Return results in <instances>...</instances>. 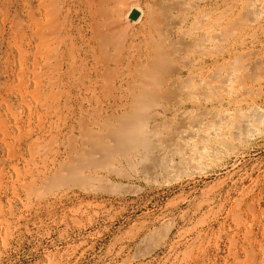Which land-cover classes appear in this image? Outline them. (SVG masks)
Returning <instances> with one entry per match:
<instances>
[{
  "label": "rangeland",
  "instance_id": "1",
  "mask_svg": "<svg viewBox=\"0 0 264 264\" xmlns=\"http://www.w3.org/2000/svg\"><path fill=\"white\" fill-rule=\"evenodd\" d=\"M133 6L137 23L126 17ZM263 55L264 0H0V264H264ZM186 66L232 74L241 89L195 103L188 78L163 84ZM141 72L165 92L139 97ZM132 121L152 126L149 152L120 135ZM219 121L235 139L214 137Z\"/></svg>",
  "mask_w": 264,
  "mask_h": 264
},
{
  "label": "bare ground",
  "instance_id": "2",
  "mask_svg": "<svg viewBox=\"0 0 264 264\" xmlns=\"http://www.w3.org/2000/svg\"><path fill=\"white\" fill-rule=\"evenodd\" d=\"M81 1V0H80ZM87 1H89V0H87ZM120 1V0H119ZM203 1V0H202ZM224 1V0H223ZM248 1V0H247ZM114 2H115V0H114ZM260 2V1H259ZM118 3V2H117ZM218 3V2H217ZM251 3V2H250ZM205 4V3H204ZM225 4V3H224ZM249 4V3H248ZM117 5V4H116ZM120 5H121V3H120ZM120 5H119V8H120ZM122 6V5H121ZM199 6V5H198ZM218 6V5H217ZM221 6V5H220ZM257 6V5H256ZM114 7V6H113ZM201 7V6H200ZM207 7H209V6H207ZM259 7H261V5L259 6ZM116 8H117V10H116ZM119 8H118V6H116L115 8H114V12L112 11V13H115V10L116 11H119ZM164 8V7H163ZM166 8V7H165ZM177 9V8H176ZM175 9V10H176ZM251 9H253V8H251ZM258 9H260V8H258ZM133 10H137V11H139L140 13H141V16H140V18L138 19V20H136L135 22L137 23V22H139L142 18V11H141V9H140V7L139 8H137V7H134L133 6V8L132 9H130L129 11L127 10L126 11V17H129V15H130V13L133 11ZM152 10V9H151ZM243 10V9H242ZM202 12V11H201ZM223 12V11H222ZM254 12V11H253ZM197 13V12H196ZM215 13V12H214ZM250 13V12H249ZM199 14V13H198ZM259 14H261V13H259ZM123 15V14H122ZM121 15V16H122ZM190 15V14H189ZM203 15V14H202ZM211 16V15H210ZM250 16V15H249ZM248 16V17H249ZM223 17V16H222ZM195 18V17H194ZM193 18V19H194ZM197 19V18H196ZM203 19H205V18H203ZM222 19V18H221ZM248 19V18H247ZM246 19V20H247ZM201 20H202V18H201ZM206 20V19H205ZM258 20V19H257ZM87 21H89V20H87ZM86 21V22H87ZM220 21V20H219ZM222 21H223V19H222ZM235 21V20H234ZM240 21V20H239ZM238 21V22H239ZM241 21H242V19H241ZM85 22V21H84ZM115 22V21H114ZM113 22V23H114ZM134 22V23H135ZM164 22V21H163ZM185 22V21H184ZM191 22H193V20L191 21ZM215 22V21H214ZM236 22V21H235ZM237 22V23H238ZM255 22H256V20H255ZM188 23V22H187ZM245 23H247L246 21H245ZM249 23V22H248ZM260 24L262 23V22H259ZM258 23V25H260ZM111 24V23H110ZM120 25H121V23H119ZM196 24V23H195ZM198 24V23H197ZM210 25L212 24V23H209ZM220 24H221V21H220ZM250 24H251V22H250ZM113 25V24H112ZM115 26L116 25H118V24H114ZM152 25H154V23L152 24ZM151 25V26H152ZM166 25V24H165ZM183 25V24H182ZM181 25V26H182ZM187 25V24H186ZM242 25V24H241ZM257 25V26H258ZM108 26H110L109 24H108ZM115 26H113V27H115ZM180 26V27H181ZM185 26V25H184ZM211 26H213V25H211ZM215 26V25H214ZM234 26V25H233ZM256 26V25H255ZM256 26V27H257ZM90 27V26H89ZM91 27H93V26H91ZM97 27V26H96ZM143 27V26H142ZM156 27V26H155ZM162 27V26H161ZM186 27V26H185ZM208 27V26H207ZM221 27V26H220ZM242 27V26H241ZM246 27V26H245ZM248 27V26H247ZM107 28V27H106ZM119 29H121V27H118ZM150 28V27H149ZM195 28V27H194ZM203 28V27H202ZM204 28H206V27H204ZM250 28H252V27H250ZM90 29V28H89ZM94 29V28H93ZM96 29V28H95ZM113 29V28H112ZM117 28H114L113 30H116ZM119 29H117V30H119ZM126 29V28H125ZM124 29V30H125ZM145 29V28H144ZM156 29H158V27L156 28ZM182 29V28H181ZM180 29V30H181ZM222 28H219V30L220 31H222L221 30ZM226 28H224V30H225ZM253 29V28H252ZM254 29H258V28H254ZM98 30V29H97ZM97 30H95V31H97ZM106 30V29H105ZM115 31L114 33H116V32H118V31ZM150 31H152L151 29H149ZM193 30V29H192ZM202 30V29H201ZM212 30V29H211ZM216 30V29H215ZM243 30V29H242ZM81 31V30H80ZM120 31V30H119ZM123 31V30H122ZM121 31V34L122 35H120V37L121 36H123V33H125V35L127 34L126 32H122ZM128 31V30H127ZM142 31H144V30H142ZM141 31V32H142ZM146 31V30H145ZM208 31H210L209 29H208ZM207 31V32H208ZM230 31V30H229ZM97 32H99V31H97ZM108 32H111V30H109ZM149 32V31H148ZM160 30H159V32H158V34H159V36L160 35H162V34H160ZM166 32V31H165ZM182 32V31H181ZM203 32V31H202ZM217 32V31H216ZM232 32H234V31H232ZM246 32V31H245ZM254 32H255V30H254ZM210 33H211V31H210ZM209 33V34H210ZM143 34V33H142ZM147 34V33H146ZM150 34V33H149ZM170 34V33H169ZM182 34V33H181ZM184 34V33H183ZM186 34V33H185ZM200 34H202V33H200ZM212 34H214V33H212ZM233 34V33H232ZM256 34V33H255ZM104 35H105V33H104ZM113 35V34H112ZM143 35H145V34H143ZM153 35V34H152ZM178 35H180V34H178ZM208 35V34H207ZM206 35V36H207ZM229 35V34H228ZM236 35V34H235ZM238 35H241V34H238ZM237 35V36H238ZM257 35V34H256ZM108 36V35H107ZM114 36H115V34H114ZM113 36V37H114ZM118 36V35H117ZM131 36V35H130ZM140 36V35H139ZM146 36V35H145ZM206 36H204V37H206ZM216 36H218V37H220L218 34L216 35ZM244 36V35H243ZM246 36V35H245ZM255 36V35H254ZM96 37V36H95ZM109 37V36H108ZM116 37V36H115ZM134 37V36H133ZM162 37H164V36H162ZM168 37V36H167ZM179 37V36H178ZM177 37V38H178ZM181 37V36H180ZM197 37H198V35H197ZM212 37V36H211ZM227 36H225L224 37V35H223V38H226ZM231 37H232V35H231ZM84 38V37H83ZM104 38H106V37H104ZM112 38V37H111ZM123 38V37H122ZM131 38H132V36H131ZM143 38V37H142ZM209 38V37H208ZM220 38H222V37H220ZM222 38V39H223ZM239 38V37H238ZM95 39V38H94ZM109 39V38H108ZM114 38H112L111 40H113ZM118 39V38H117ZM130 39V38H129ZM158 39V38H157ZM169 39V38H168ZM200 39V38H199ZM122 40V39H121ZM120 40V41H121ZM124 40V39H123ZM126 40V39H125ZM124 40V41H125ZM140 40H141V38H140ZM149 40V39H148ZM185 40V39H184ZM235 40H237L236 38H235ZM234 40V41H235ZM239 40V39H238ZM242 40V39H241ZM244 40V39H243ZM255 40V39H254ZM117 41V40H116ZM135 41V43H136V40H134ZM149 41H151V40H149ZM175 41V40H174ZM179 41V40H178ZM186 41V40H185ZM207 41H210L209 39H207ZM233 41V40H232ZM110 42H112V41H110ZM113 42H114V40H113ZM112 42V43H113ZM122 43H124L123 41H121ZM121 42H119V43H121ZM138 42V41H137ZM258 42V41H257ZM260 42V41H259ZM108 43V42H107ZM134 43V42H133ZM132 43V44H133ZM138 43H140V41L138 42ZM153 43V42H152ZM152 43H150V46H152L153 44ZM155 43H156V40H155ZM165 43V42H164ZM168 43V42H167ZM174 43H176V42H174ZM180 43V42H179ZM218 43V42H217ZM233 43H235V42H233ZM237 43V42H236ZM240 43H242V45L244 44V42L243 41H240ZM256 43V42H255ZM261 43V42H260ZM87 44V43H86ZM152 44V45H151ZM158 44V43H157ZM171 44V43H170ZM188 44V43H187ZM210 44V43H209ZM214 44H216V42L214 43ZM246 44V43H245ZM120 44H118L117 46H119ZM125 45V44H124ZM134 45V44H133ZM136 45V44H135ZM159 45V44H158ZM168 45V44H167ZM174 45V44H173ZM189 45V44H188ZM204 45V44H203ZM211 45V44H210ZM220 45V44H219ZM250 45V44H249ZM256 45V44H255ZM139 46V45H138ZM154 46H156L157 48H159L157 45H155L154 44ZM215 47H217V45H214ZM224 46V45H223ZM251 46V45H250ZM254 46V45H253ZM258 46V45H257ZM109 47V46H108ZM124 48V46H120V48ZM140 47V46H139ZM155 47V48H156ZM206 47V46H205ZM239 47V46H238ZM113 48V47H112ZM119 48V47H118ZM145 48V47H144ZM156 48V49H157ZM171 47H169V49H170ZM193 48H195V46L193 47ZM203 48V47H202ZM218 48V47H217ZM220 51L222 50V45L220 46ZM225 48V47H224ZM247 48V47H246ZM246 48L244 49V50H246ZM258 48H260V46L258 47ZM136 49V48H135ZM161 49H163V48H161ZM189 49V48H188ZM212 49H214V48H212ZM250 49V48H249ZM142 50V49H141ZM141 50H139L140 51V53L138 54V55H140L141 54ZM149 50V49H148ZM160 50V49H159ZM158 49L156 50V51H159ZM193 50V49H192ZM204 50V49H203ZM218 50V49H217ZM231 50V49H230ZM229 50V51H230ZM233 50H234V48H233ZM251 50V49H250ZM143 51V50H142ZM151 51H153V49L151 50ZM194 51H197L196 49H194ZM201 51V50H200ZM236 51H238V50H236ZM241 51V50H240ZM249 51V50H248ZM259 51V50H258ZM161 52H162V50H161ZM163 52H165V51H163ZM189 51H187L186 53H188ZM205 52V51H204ZM234 52V51H233ZM241 52H244V51H241ZM253 52V51H252ZM189 53H191V52H189ZM199 53V52H198ZM222 53H224V52H222ZM256 53V52H255ZM260 53H262V52H260ZM169 54H170V52H169ZM171 54L173 55V52H171ZM181 54V53H180ZM183 54V53H182ZM221 54V53H220ZM219 54V55H220ZM135 54H133V56H134ZM168 55V54H167ZM184 55V54H183ZM188 55V54H187ZM208 55V54H207ZM233 55H235V54H233ZM243 55V54H242ZM260 55H262V54H260ZM94 56V55H93ZM133 56H131L130 58H132ZM145 56V55H144ZM144 56H142V57H144ZM151 56V55H150ZM155 56V55H154ZM157 56H159L160 57V54L158 55L157 54ZM162 56H163V54H162ZM178 56V55H177ZM182 56V55H181ZM191 56V55H190ZM237 56H239V55H237ZM236 56V57H237ZM264 56V55H263ZM169 57L171 58V57H173V56H170L169 55ZM193 57V56H192ZM258 57H261V56H258ZM174 58V57H173ZM182 58V57H181ZM185 58V57H184ZM208 58V57H207ZM213 58V57H212ZM235 58V57H234ZM256 58H257V56H256ZM140 59V58H139ZM160 59V58H159ZM164 59V58H163ZM186 59H188V58H186ZM204 59V58H203ZM224 59H226V58H224ZM236 59V58H235ZM238 59V58H237ZM236 59V60H237ZM241 59H243V58H241ZM259 58H257V60H258ZM261 59V58H260ZM169 60V59H168ZM189 60L190 59H188L187 61L189 62ZM214 60H215V58H214ZM228 60H230V58H228L227 59V61ZM232 60H234L233 58H232ZM264 60V59H263ZM136 61V60H135ZM150 61V60H149ZM162 61H165V60H161L160 61V63H162ZM218 61V60H217ZM225 61V60H224ZM235 61V60H234ZM130 62V59H129V61H128V63ZM152 62L154 63V61L152 60ZM167 62V61H166ZM183 62H185V61H183ZM193 62V61H192ZM196 62H198V61H196ZM202 62H203V60H202ZM207 62V61H206ZM229 62V61H228ZM227 62V63H228ZM230 62L232 63V61L230 60ZM236 62H238V61H236ZM236 62L235 63H233V65L232 66H234L235 64H236ZM147 63V62H146ZM155 63H157V62H155ZM186 63V62H185ZM190 63V62H189ZM211 63H213V62H211ZM231 63H229V65L231 64ZM106 64V63H105ZM138 64V63H137ZM149 64H151V63H149ZM183 64V63H182ZM196 64V63H195ZM220 64V63H219ZM218 64V65H219ZM221 64H223V63H221ZM117 65V64H116ZM130 65H131V63H130ZM129 64H128V66H130ZM148 65V64H147ZM179 65V64H178ZM184 65V64H183ZM189 66H191L190 64H188ZM187 65V66H188ZM201 65V64H200ZM214 65H216V64H214ZM217 65V66H218ZM228 65V64H227ZM140 66V65H139ZM165 66V65H164ZM187 66L186 67H182V68H180V70H178V72L176 71L175 73H177L176 75H174L173 77H171V78H169L165 83H163L164 84V86H167L168 88H170L171 89V87L173 88V87H175L176 85H178L182 80H185V79H187L188 78V80H190L189 81V83H187L188 85H186L185 84V87L187 88L188 87V90L190 91V89H189V87H190V85H191V89L192 88H194V93H195V95H197L196 97V100H195V103H200V104H202V103H206V102H211L212 100H214L213 99V97L211 96V95H208V94H206V92H208V91H210V92H212V93H215L216 91L217 92H219V91H226V93L228 92V91H233L232 89H234L235 87H234V82H235V76H233L232 74H228V76L227 77H225V78H223V79H221V75H219V73H218V76H209L208 74H206L203 70H201V69H197V66H196V69H193V70H188L189 68H187ZM205 66V65H204ZM246 66V65H245ZM260 66V65H259ZM84 67V66H83ZM131 67H132V65H131ZM155 67H160L159 65H157V66H155ZM179 67V66H178ZM207 67V66H206ZM213 67V66H212ZM215 67V66H214ZM229 67V66H228ZM235 67V66H234ZM242 67V66H241ZM255 67H257V66H255ZM129 68V67H128ZM173 68V67H172ZM202 68V67H201ZM236 68V67H235ZM246 68V67H245ZM109 69V68H108ZM134 69V68H133ZM163 69V68H162ZM191 69V68H190ZM210 69V68H209ZM208 69V70H209ZM214 69V68H213ZM216 69H218V68H216ZM225 69H226V67H225ZM242 69H243V67H242ZM137 70H140L139 69V67L137 68ZM136 70V71H137ZM146 70V69H145ZM154 70V69H153ZM157 70V69H156ZM230 70H231V68H230ZM133 71V70H132ZM148 71V70H147ZM168 71V70H167ZM226 71H227V69H226ZM120 72V71H119ZM131 72V71H130ZM150 72H152V71H150ZM156 72V71H155ZM166 72V71H165ZM208 72V71H207ZM212 72V71H211ZM214 72H216V70L214 69ZM213 72V73H214ZM219 72V71H218ZM231 72H233V71H231ZM230 72V73H231ZM239 72V71H238ZM243 72V71H242ZM142 73V74H141ZM140 74H138V75H136V76H134V78H135V81H136V85H138V87H140L141 88V94H140V96L139 97H142V98H144V97H149V96H152V94H155V90L157 89V87H159L160 85V83H159V79L157 80V78H156V76H154V77H152V75L150 74V73H147V72H141ZM143 73H146V74H143ZM153 73V72H152ZM168 73V72H167ZM172 73V72H171ZM184 73H187V75H185V77L183 76L184 75ZM217 73V72H216ZM260 73V72H259ZM124 74V73H123ZM210 74V73H209ZM212 74V73H211ZM210 74V75H211ZM129 75H130V73H129ZM132 75V74H131ZM151 77H150V76ZM153 75H155V74H153ZM166 75V74H165ZM170 75V74H169ZM215 75H217V74H215ZM224 75H227L226 73L224 74ZM127 76H128V74H127ZM163 76H164V74H163ZM251 75H247V78L249 77V78H251L250 77ZM108 77V76H107ZM162 77V76H161ZM169 77V76H168ZM183 77H184V79H183ZM220 77V78H219ZM237 77V76H236ZM244 78H245V76H243ZM109 78V77H108ZM248 78V79H249ZM259 78V77H258ZM110 79V78H109ZM119 79V78H118ZM164 79V78H163ZM131 80V79H130ZM165 80H166V78H165ZM187 80V81H188ZM259 80V79H258ZM260 80H261V78H260ZM134 81V82H135ZM247 81H249V80H247ZM120 82H122V81H120ZM125 82H126V80H125ZM242 82H243V80H242ZM249 82H251V81H249ZM257 82H259V81H257ZM260 82H262V80L260 81ZM186 83V82H185ZM239 83L241 84V82L239 81ZM246 83V82H245ZM244 83V84H245ZM130 84V83H129ZM183 84V83H182ZM250 85V84H249ZM259 85V84H258ZM129 86V85H128ZM180 86H182V85H180ZM237 86H238V83H237ZM242 86V85H241ZM245 87H247V85H244ZM243 86V87H244ZM251 86V85H250ZM263 86V85H262ZM119 87V86H118ZM133 87V86H132ZM131 86H130V88H132ZM162 88H163V86H161ZM161 87H159L160 89H161ZM184 87V88H185ZM195 87H196V91L197 92H195ZM257 87V86H256ZM256 87H254V88H256ZM114 88V87H113ZM117 88V87H116ZM129 88V87H128ZM158 88V89H159ZM166 88V87H165ZM164 88V89H165ZM177 88H178V86H177ZM181 88V87H180ZM182 88H183V86H182ZM185 88V89H186ZM249 88V87H248ZM251 88V87H250ZM249 88V91L251 90ZM252 88H253V86H252ZM261 88V87H260ZM90 89V88H89ZM169 89V90H170ZM184 89V90H185ZM236 89V88H235ZM241 89V88H240ZM240 89H238V90H240ZM243 89H246V88H243ZM257 89V88H256ZM119 90H120V87H119ZM129 90V89H128ZM137 90V89H136ZM162 90V89H161ZM161 90H160V92H161ZM184 90H183V93H184V95H185V92H187V90H185V92H184ZM237 90V89H236ZM237 90V91H238ZM262 90H264V89H260V91L259 92H261ZM122 91V90H121ZM163 91V90H162ZM188 91V92H189ZM192 91V92H193ZM242 91V90H241ZM248 91V90H247ZM249 91H248V93H249ZM257 91H258V89H257ZM130 92H131V90H130ZM133 92H134V90H133ZM157 92V91H156ZM163 92H165V91H163ZM167 92V91H166ZM170 92V91H169ZM179 92H180V90H179ZM235 93H237L238 95L237 96H239L240 98L241 97H244V96H242V94H241V92H236V91H234ZM138 93V92H137ZM182 93V94H183ZM230 93V92H229ZM240 93V94H239ZM253 94L254 93H256L255 91H253L252 92ZM251 93V94H252ZM136 94V93H135ZM146 94H148L147 96H146ZM159 94H162V92L161 93H159ZM165 95L167 94V93H164ZM181 94V93H180ZM179 94V95H180ZM188 94V93H187ZM191 94V93H190ZM220 94H221V92H220ZM219 94V95H220ZM231 94H234V93H231ZM247 94V93H246ZM252 94V95H253ZM103 95V94H102ZM122 95V94H121ZM137 95H139V94H137ZM156 95V94H155ZM178 95V96H179ZM216 95V94H215ZM225 95V94H224ZM244 95H245V93H244ZM249 95V94H248ZM261 95V94H260ZM263 95V94H262ZM126 96V95H125ZM124 96V97H125ZM162 96H164L163 94H162ZM218 96V95H217ZM228 96V95H227ZM246 97H248L247 95H245ZM259 96V95H258ZM120 97V96H119ZM131 97H132V93H131ZM174 97V96H173ZM187 97V96H186ZM190 97V96H189ZM224 97V96H223ZM223 97H222V99H223ZM254 97V96H253ZM263 97V96H262ZM98 98V97H97ZM126 98V97H125ZM192 98V97H191ZM229 98V97H228ZM230 98H232V97H230ZM229 98V99H230ZM236 98V97H235ZM255 98V97H254ZM257 98H259V97H257ZM261 98V97H260ZM128 99V98H127ZM130 99H132V98H130ZM134 99H135V97H134ZM149 99V98H148ZM160 99V98H159ZM158 99V100H159ZM187 99H189V98H187ZM234 99V98H233ZM244 99V98H243ZM251 99V98H250ZM253 99V98H252ZM83 100V99H82ZM166 100V99H165ZM180 100V99H179ZM183 101H184V99H182ZM186 100V99H185ZM193 100H194V98H193ZM192 99H191V101H193ZM227 100V99H226ZM234 100H236V99H234ZM237 100H238V98H237ZM244 100H246V101H248L247 99H244ZM254 100V99H253ZM256 100V99H255ZM260 100V99H259ZM127 101V100H126ZM138 101V100H137ZM154 101V100H153ZM215 101H216V99H215ZM225 101V100H224ZM139 102V101H138ZM145 102V101H144ZM165 102V101H164ZM169 102V101H168ZM174 102V101H173ZM235 102V101H234ZM238 101H236V103H237ZM244 102V101H243ZM251 102V101H250ZM255 102H257V101H254V103ZM133 103V102H132ZM170 103H172L171 101H170ZM185 103V102H184ZM216 103V102H215ZM219 103V102H218ZM220 103H223L222 101L220 102ZM227 103V102H226ZM143 104V103H142ZM167 104H169V103H167ZM180 104V103H179ZM178 104V105H179ZM242 104V102H240V104H238V105H241ZM253 104V103H252ZM172 105V104H171ZM177 105V106H178ZM219 105V104H218ZM224 105V104H223ZM226 105V104H225ZM225 105H224V107H225ZM245 105H247V104H245ZM248 105H251V103L249 104L248 103ZM124 106V105H123ZM150 106H152V105H150ZM160 106H162V105H160ZM172 106H174V105H172ZM212 106V105H211ZM220 106V105H219ZM228 106V105H227ZM231 106V105H230ZM255 106V105H254ZM259 106V105H258ZM125 107V106H124ZM127 107V106H126ZM138 107V106H137ZM147 107V106H146ZM199 107V106H198ZM217 107V106H216ZM234 107V106H233ZM242 107V106H241ZM240 107V108H241ZM250 107H252V106H250ZM94 108V107H93ZM171 108V107H170ZM190 108V107H189ZM204 108V107H203ZM207 108V107H206ZM219 108V107H218ZM236 108V107H235ZM254 108V107H253ZM257 108V107H256ZM95 109V108H94ZM154 109V108H153ZM152 109V110H153ZM184 109V108H183ZM186 109V108H185ZM191 109H193V107L191 108ZM213 109V108H212ZM221 109V108H220ZM225 109V108H224ZM246 109V108H245ZM114 110V109H113ZM155 110V109H154ZM181 110V109H180ZM190 110V109H189ZM193 110H195L196 111V109H193ZM197 110H199V109H197ZM201 110V109H200ZM217 110H219V109H217ZM249 110V109H248ZM254 110V109H253ZM256 110V109H255ZM254 110V111H255ZM138 111L139 110H137L136 109V111L135 112H137L138 113ZM140 111H142V110H140ZM167 111H169V109L167 108V107H165V106H163V113L162 114H164V112H167ZM175 112H177L176 110H174ZM182 111V110H181ZM185 111V110H184ZM191 111V110H190ZM189 111V112H190ZM211 111V110H210ZM235 111V110H234ZM233 111V112H234ZM240 111V110H239ZM252 111V110H251ZM258 111H259V109H258ZM128 112V111H127ZM134 112V111H133ZM144 112V111H143ZM148 111H146L145 113L146 114H148L147 113ZM157 112V111H156ZM188 112V114L190 115V113ZM197 112V114H198V111H196ZM212 112H215V111H213L212 110ZM218 112V111H217ZM226 112H228V111H226ZM232 112V111H231ZM124 113V112H123ZM142 113V112H141ZM151 113V112H150ZM155 113V112H154ZM177 113H179V112H177ZM176 113V114H177ZM191 113H192V111H191ZM205 113H208V112H205ZM224 113V112H223ZM222 113V114H223ZM234 113H236V111L234 112ZM242 113H244L243 115H245V113L246 112H244V109H243V112ZM253 113H255V112H253ZM259 112H257V114H258ZM261 113V112H260ZM263 113H264V111H263ZM263 113H261V114H263ZM94 114V113H93ZM111 114H112V112H111ZM126 114V113H125ZM155 114H157V113H155ZM161 114V113H160ZM160 114H158L159 115V117H160ZM187 114V115H188ZM221 114V115H222ZM238 114V113H237ZM237 114L235 115V116H237ZM241 114V113H240ZM247 114V113H246ZM256 114V113H255ZM261 114H258V115H261ZM113 115V114H112ZM141 115V114H140ZM150 115V114H149ZM158 115H155V116H157L158 117ZM180 115V114H179ZM182 115V114H181ZM194 115V114H193ZM215 115H217V114H215ZM224 115V114H223ZM225 115H227V113L225 114ZM232 115V114H231ZM239 115V114H238ZM126 116H130V115H126ZM135 116V115H134ZM141 116H143V115H141ZM145 117H146V115H144ZM143 116V117H144ZM150 116H152V115H150ZM168 116V115H167ZM177 116V115H176ZM183 116H185V115H183ZM191 116V115H190ZM202 116H203V114H202ZM204 116H207V114L206 115H204ZM218 116V115H217ZM217 116H215V117H217ZM249 116V115H248ZM251 116V115H250ZM154 117V116H153ZM153 117H152V119H153ZM186 117V116H185ZM188 117V116H187ZM192 117V116H191ZM208 117V116H207ZM213 118H215L214 116H212ZM220 117V116H219ZM223 117V116H222ZM226 117V116H225ZM227 117H228V115H227ZM139 118H141V117H139ZM148 118V117H147ZM167 118V117H166ZM165 118V119H166ZM173 118V117H172ZM197 118V117H196ZM213 118H212V120H213ZM236 118V117H235ZM241 118V117H240ZM252 118V117H251ZM125 119H127L126 117H125ZM164 119V118H163ZM197 119H199V118H197ZM196 119V120H197ZM204 119V118H203ZM223 119V118H222ZM230 118H228V119H226V122H228L227 120H229ZM238 118H236V120H237ZM245 119V118H244ZM250 119V118H249ZM249 119H247V121H249ZM257 119H258V117H257ZM256 119V120H257ZM142 120V119H141ZM173 120V119H172ZM180 120V119H179ZM185 119H183V121H184ZM225 120V119H224ZM224 120H222V121H224ZM232 120V119H231ZM235 120V121H236ZM240 120V119H239ZM263 120V119H262ZM151 121V120H150ZM170 121V120H169ZM168 121V122H169ZM190 121H192V120H190ZM207 121V120H206ZM213 121H215V120H213ZM234 121V122H235ZM238 121V120H237ZM242 121V120H241ZM241 121H238V124L241 122ZM245 121V120H244ZM244 121H242V122H244ZM251 121V120H250ZM258 121H260L259 119H258ZM145 122V121H144ZM143 121H132V122H129V123H127L126 125H125V127H124V125L122 124V126L124 127L123 128V131H121L122 132V134H121V132H120V135H122V137H128L133 143H134V145L133 146H135V150H138L139 151V149L141 150V151H148L149 152V149H150V141H149V138L150 137H147V134L145 133V130H147L146 129V127H148V126H151V125H145V123H144ZM148 122V121H147ZM157 122V121H156ZM172 122V121H171ZM181 122V121H180ZM193 122V121H192ZM196 122V121H195ZM217 122V121H216ZM216 122H214V123H216ZM221 121H219V126H216V134L214 133V137H217V134L219 135L220 133H227V134H230V135H233L234 136V139H235V137L237 136V132L234 134V132L232 131V130H230V129H227L224 125H222L221 123H220ZM225 122V123H226ZM233 122V123H234ZM161 123V122H160ZM182 123V122H181ZM194 123V122H193ZM193 123H192V126H193ZM207 123H209V122H206V124ZM212 123V122H211ZM224 123V122H223ZM151 124V123H150ZM163 124H164V122H163ZM179 124V123H178ZM185 124V123H184ZM183 124V125H184ZM228 124V123H227ZM238 124H236L234 127H236ZM250 124V123H249ZM248 124V125H249ZM262 124V123H261ZM157 125V124H156ZM159 125V124H158ZM185 125H189V124H185ZM195 125H196V123H195ZM203 125H205V123H203ZM208 125V124H207ZM214 124H210V126H212V127H210V128H213V127H215V126H213ZM240 125V124H239ZM255 125V124H254ZM254 125H253V127H254ZM161 126V125H160ZM191 126V127H192ZM247 126V125H246ZM119 127V126H118ZM152 127V126H151ZM157 127V126H156ZM181 127H183V126H181ZM189 127V129H191V131H189V132H192V129H195V128H190V126H188ZM198 128H197V130L198 129H200L201 128V131H202V126L201 125H199V126H197ZM206 127V126H205ZM227 127H228V125H227ZM230 127V126H229ZM245 127V126H244ZM252 127V128H253ZM177 128V127H176ZM184 128V127H183ZM187 128V127H186ZM185 128V129H186ZM231 128V127H230ZM243 128V127H242ZM242 128H241V130H242ZM115 129V128H114ZM118 128H116V130H117ZM149 129V128H148ZM170 129V128H169ZM207 129V128H206ZM249 130L251 129V128H248ZM257 129V128H256ZM119 130H120V127H119ZM150 130V129H149ZM184 129H182V131H183ZM204 130V129H203ZM212 130V129H211ZM214 130V129H213ZM255 130V129H254ZM253 130V131H254ZM262 130V129H261ZM178 131V130H177ZM176 131V132H177ZM185 131V130H184ZM183 131V132H184ZM206 131H208V130H206ZM206 131H205V133H206ZM256 131V130H255ZM179 132V131H178ZM180 133V137H181V135L182 134H184V133H186V132H184V133ZM188 132V133H189ZM211 132V131H210ZM246 132V131H245ZM194 133V132H193ZM203 133V132H202ZM205 133L203 134V135H205ZM209 133V132H208ZM95 134V133H94ZM176 134V133H175ZM194 134H197V133H194ZM199 134V133H198ZM197 134V135H198ZM242 134V133H241ZM247 134V133H246ZM253 134V133H252ZM113 135V134H112ZM159 135V134H158ZM186 135V134H185ZM190 135V134H189ZM216 135V136H215ZM225 135V134H224ZM223 135V136H224ZM239 135H240V132H239ZM93 136V135H92ZM110 136V135H109ZM177 136H179V134L177 135ZM183 136V135H182ZM208 136V135H207ZM221 137H222V135H220ZM248 136H250L249 135V133H248ZM96 137V136H95ZM122 137H120V138H122ZM176 137V136H175ZM195 137V136H194ZM197 137H199V136H197ZM209 137H210V135H209ZM213 136H211V138H212ZM243 137V136H242ZM100 138V137H99ZM123 138V139H124ZM151 138H153V137H151ZM155 138V137H154ZM186 138H190L188 135L186 136ZM200 138H201V136H200ZM206 138V137H205ZM219 138V137H218ZM238 138V137H237ZM241 137L239 136V138L238 139H240ZM91 139H93V138H91ZM101 139V138H100ZM157 139V138H156ZM177 139H181V138H178L177 137ZM183 139H185V138H183ZM202 139H204V138H202ZM225 139V138H224ZM242 139V138H241ZM90 140V139H89ZM126 140V139H125ZM159 140V139H158ZM174 140V139H173ZM175 140H176V138H175ZM186 140V139H185ZM191 140L193 141V140H195V139H192L191 138ZM197 140V139H196ZM195 140V141H196ZM206 140H208L207 138H206ZM218 140V139H217ZM220 140V139H219ZM218 140V141H219ZM221 140H222V138H221ZM237 140V139H236ZM90 141H92V140H90ZM179 141V144H183L184 142H181L180 143V140H178ZM187 141L188 140H186V145H188V143H187ZM190 141V140H189ZM200 141H201V139H200ZM199 141V142H200ZM203 141V140H202ZM201 141V142H202ZM213 141L215 142L216 140H214L213 139ZM225 141V140H224ZM223 141V142H224ZM232 141V140H231ZM239 141V140H238ZM126 142V141H125ZM197 143H198V140L196 141ZM211 142H212V139H211ZM212 143V146H213V144H215V143ZM228 142H230V140L228 141ZM227 142V143H228ZM233 142V141H232ZM232 142H230V143H232ZM129 143V142H128ZM172 143V142H171ZM204 143V142H203ZM206 143H208V141H206L205 143H204V145L206 144ZM210 143V142H209ZM178 144V145H179ZM216 144H217V142H216ZM223 144V143H222ZM123 145V144H122ZM176 145V144H175ZM203 145V146H204ZM218 145V144H217ZM220 145H221V143H220ZM230 144H228V146H229ZM103 146V145H102ZM159 146V145H158ZM206 146V145H205ZM204 146V148H206ZM215 146V145H214ZM223 146V145H222ZM225 147L227 146V144L226 145H224ZM231 146H232V144H231ZM116 147V146H115ZM114 147V148H115ZM170 147V146H169ZM208 147H211V146H208ZM220 147V146H219ZM235 147V146H234ZM171 148V147H170ZM185 148H187V147H185ZM189 148V147H188ZM201 148V147H200ZM221 148V147H220ZM223 148V147H222ZM229 148V147H228ZM104 149V148H103ZM122 149V148H121ZM128 149V148H127ZM194 149V148H193ZM211 149V148H210ZM210 149H208V150H210ZM218 149V148H217ZM234 149V148H233ZM112 150V149H111ZM201 150V154L203 155V154H205V153H202L203 151H202V149H200ZM199 150V151H200ZM204 150H207V149H204ZM216 150V149H215ZM223 150H225V149H223ZM90 151V150H89ZM92 151V150H91ZM131 151V150H130ZM184 151H188V149L187 150H184ZM218 151H221V149L220 150H218ZM134 152V151H133ZM211 153L212 152H214V150L213 151H210ZM216 152H217V150H216ZM87 153V152H86ZM95 153V152H94ZM123 153V152H122ZM138 153V152H137ZM137 153H135V154H137ZM145 153V152H144ZM189 153H191V152H189ZM124 154V153H123ZM129 154H131V153H129ZM193 154H195L194 152H193ZM201 154H199V155H201ZM208 154V153H207ZM92 155V154H91ZM157 155V154H156ZM189 155H191V154H189ZM198 155V156H199ZM215 155V154H214ZM93 156V155H92ZM132 156L134 157L135 155H133L132 154ZM163 156V155H162ZM194 156H197L196 154L194 155ZM204 156V155H203ZM210 156V155H209ZM209 156H208V158H209ZM212 157H213V155H211ZM192 156H190V158H191ZM212 157H210V159L212 160ZM215 157V156H214ZM213 157V158H214ZM127 158V157H126ZM130 158H132V157H130ZM178 158V157H177ZM197 159L199 158V157H196ZM201 158L203 159V157H200L199 159H200V161H201ZM158 159V158H157ZM193 159V158H192ZM117 160V159H116ZM126 160V159H125ZM128 160H129V157H128ZM127 160V161H128ZM132 160V159H131ZM130 160V161H131ZM207 161H208V159H206ZM141 161V160H140ZM160 161V160H159ZM213 161V160H212ZM215 161V160H214ZM221 161V160H220ZM144 162V161H143ZM147 162V161H146ZM191 162V161H190ZM102 163V162H101ZM195 166V165H194ZM104 167V166H103ZM162 167V166H161ZM111 170V169H110ZM132 171V170H131ZM148 171V170H147ZM179 171V170H178ZM134 172H135V170H134ZM187 172V171H186ZM163 174V173H162ZM172 174V173H171ZM189 174V173H188ZM129 175V174H128ZM96 176V175H95ZM125 176H127V175H125ZM107 179V178H106ZM133 179V178H132ZM190 179V178H189Z\"/></svg>",
  "mask_w": 264,
  "mask_h": 264
},
{
  "label": "water",
  "instance_id": "3",
  "mask_svg": "<svg viewBox=\"0 0 264 264\" xmlns=\"http://www.w3.org/2000/svg\"><path fill=\"white\" fill-rule=\"evenodd\" d=\"M140 16H141V13H140L139 11H137V10H133V11L130 13V15H129V19H130L131 21H136V20H138V19L140 18Z\"/></svg>",
  "mask_w": 264,
  "mask_h": 264
}]
</instances>
